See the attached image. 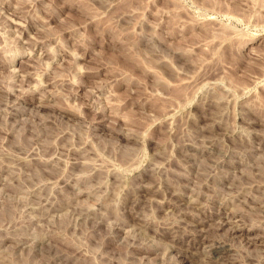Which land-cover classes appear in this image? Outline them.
Wrapping results in <instances>:
<instances>
[{"label":"rangeland","instance_id":"rangeland-1","mask_svg":"<svg viewBox=\"0 0 264 264\" xmlns=\"http://www.w3.org/2000/svg\"><path fill=\"white\" fill-rule=\"evenodd\" d=\"M0 264H264V0H0Z\"/></svg>","mask_w":264,"mask_h":264},{"label":"bare ground","instance_id":"bare-ground-1","mask_svg":"<svg viewBox=\"0 0 264 264\" xmlns=\"http://www.w3.org/2000/svg\"><path fill=\"white\" fill-rule=\"evenodd\" d=\"M237 230V229H236ZM179 231V230H178ZM201 239V237H199ZM206 240V239H205ZM202 244V243H201ZM204 244V243H203ZM207 247V246H206ZM210 252L213 254L214 257L222 258L228 256L226 253L229 249L224 246L218 245V244H213L209 247H207Z\"/></svg>","mask_w":264,"mask_h":264}]
</instances>
